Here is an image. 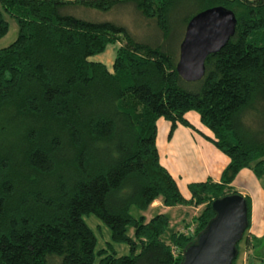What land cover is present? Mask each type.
Instances as JSON below:
<instances>
[{
	"label": "trees",
	"instance_id": "1",
	"mask_svg": "<svg viewBox=\"0 0 264 264\" xmlns=\"http://www.w3.org/2000/svg\"><path fill=\"white\" fill-rule=\"evenodd\" d=\"M127 5L153 30L149 42L73 14ZM212 6L233 13V33L205 57L202 77L185 81L175 70L185 24ZM4 13L17 34L0 48V264H179L213 217L210 202L237 193L241 169L264 172V0H0V38ZM113 43L110 69L89 59ZM187 111L228 162L184 199L158 162L155 121L194 129ZM155 199L200 208L173 228L165 213L145 219ZM88 214L109 230L97 249ZM254 240L245 235V247Z\"/></svg>",
	"mask_w": 264,
	"mask_h": 264
},
{
	"label": "water",
	"instance_id": "2",
	"mask_svg": "<svg viewBox=\"0 0 264 264\" xmlns=\"http://www.w3.org/2000/svg\"><path fill=\"white\" fill-rule=\"evenodd\" d=\"M233 13L221 6L203 9L186 22L178 44L175 70L185 81L199 80L204 73V60L217 52L234 30ZM214 215L205 228L186 245L179 264H232L236 243L247 225L246 201L232 193L210 202Z\"/></svg>",
	"mask_w": 264,
	"mask_h": 264
},
{
	"label": "crops",
	"instance_id": "3",
	"mask_svg": "<svg viewBox=\"0 0 264 264\" xmlns=\"http://www.w3.org/2000/svg\"><path fill=\"white\" fill-rule=\"evenodd\" d=\"M104 61L105 62H99L106 66L108 61ZM184 116L193 126L195 131L194 129L181 124H176L171 133L168 135L166 132L169 129V122H166V120L162 117H159L155 121V146L159 164L165 168V170L173 178L183 198L188 199V184L202 182L207 179L217 182L219 180L221 170L228 162V158L201 136V133L210 135V132L199 122L197 113L195 115L194 112L187 111ZM160 130L161 134L159 133ZM253 177L255 176L249 169L243 168L236 174L231 185L234 190L238 188L239 194L250 198V196H252V190L260 193V191L257 190L258 188L254 187ZM182 187L183 190L181 189ZM180 207L186 209L193 208V206L189 205L165 207L161 205L158 199H155L150 204L148 209V213L150 214L148 215L150 217L154 212L165 213L169 217L170 226L177 228L185 216L174 219L173 213L171 212ZM195 208L196 207L193 209ZM197 209L198 208H196V210ZM187 212H189V216ZM187 212L185 213L187 214V218L195 213L193 211ZM250 215L251 219L249 217V227L246 231V235L251 240V238H253V234H256V222L254 217H252L251 212ZM255 245L256 243L254 246L251 245V248H254ZM251 252L253 255L248 256L249 259L247 258L251 261V263H255L254 259L263 261L261 259L262 257H259L258 253H255L254 251Z\"/></svg>",
	"mask_w": 264,
	"mask_h": 264
},
{
	"label": "rangeland",
	"instance_id": "4",
	"mask_svg": "<svg viewBox=\"0 0 264 264\" xmlns=\"http://www.w3.org/2000/svg\"><path fill=\"white\" fill-rule=\"evenodd\" d=\"M73 14L91 21L93 20L112 21L115 23H120L124 25L130 31V33H132L139 40H144L149 42V40H152L154 37V32L150 28V26H148L146 20L142 19L141 16H139V14L136 11H134L132 9V6L130 5H127L125 7L122 6L121 8L118 9L116 8V10L112 8L111 10L106 12L97 11L93 9L78 8V9H74ZM3 16L4 19L7 21L8 29L7 32L0 38V48L12 42L17 34V25L15 20L5 13L3 14ZM182 29H183L182 26H178L176 32L180 34ZM117 46H118L117 43L108 44L101 53L91 56L90 59L103 61V62H105L104 60H107L108 62L106 63V67L110 69L112 59L114 57V52ZM192 112H194L196 115L195 111ZM159 133L161 134V130L159 131ZM167 133L168 135L170 134L169 129L167 130L166 134ZM253 178H254V187H257L258 188L257 190L260 191V193H258V191L252 190L251 192L252 196H250L249 198L250 212L256 222V227H255L256 234H253V240L255 239L254 241L256 245L254 248H251L250 244L246 245L245 247L243 238L245 237L246 233H244L242 240H240L237 244L239 253L236 258V262L238 264L239 263L241 264L243 258L247 260L248 256H252L253 253L251 251L258 253L259 257H262L261 259L263 261L254 259L255 263L264 264V172L260 177L258 178L253 177ZM181 189L183 190V187ZM235 191L239 193L238 188H236ZM193 208L186 209L180 207L178 209H174V211H172L171 213H173L174 219L181 218L184 216L185 218H187V215L185 214L187 211L196 212L200 208V206H196V208H198L197 210L196 208L195 209ZM130 213L133 216H138L140 212L136 208L131 207ZM188 213L189 212H187V214ZM148 214H150L148 213V211L143 214L145 215V219L149 218ZM82 218L84 222L87 224V226L93 231L96 237V245H95L96 249L103 246L104 242L110 240L108 228L93 214L83 215ZM128 233L131 234V229H129ZM114 248L116 250L117 255L127 253V248L122 243L114 244ZM95 262L96 260L94 261V263Z\"/></svg>",
	"mask_w": 264,
	"mask_h": 264
},
{
	"label": "built area",
	"instance_id": "5",
	"mask_svg": "<svg viewBox=\"0 0 264 264\" xmlns=\"http://www.w3.org/2000/svg\"><path fill=\"white\" fill-rule=\"evenodd\" d=\"M241 264H248V262H247V260H245V259L243 258ZM252 264H260V263H252Z\"/></svg>",
	"mask_w": 264,
	"mask_h": 264
}]
</instances>
